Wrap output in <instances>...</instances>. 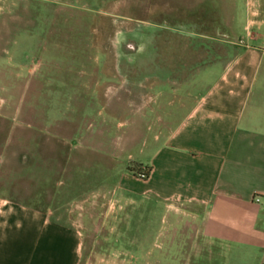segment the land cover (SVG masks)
<instances>
[{
    "label": "rangeland",
    "instance_id": "374dc122",
    "mask_svg": "<svg viewBox=\"0 0 264 264\" xmlns=\"http://www.w3.org/2000/svg\"><path fill=\"white\" fill-rule=\"evenodd\" d=\"M233 13L235 32L264 45V26L248 27L264 0H0V195L74 221L81 264L217 263L203 208L140 197L120 179L145 171L176 117L168 93L150 106L155 70L165 81L171 61L195 64L196 39L212 50L203 61L222 53ZM170 43L181 59L163 57Z\"/></svg>",
    "mask_w": 264,
    "mask_h": 264
},
{
    "label": "crops",
    "instance_id": "0c3cea01",
    "mask_svg": "<svg viewBox=\"0 0 264 264\" xmlns=\"http://www.w3.org/2000/svg\"><path fill=\"white\" fill-rule=\"evenodd\" d=\"M236 16L226 19L231 40L220 45L222 53L203 61V52L212 50L196 39L190 50L200 59L191 65L171 61L169 80H158L159 50L153 46L150 106L158 107L168 93L177 113L144 165L148 177L132 170L120 184L167 205L203 208L204 236L217 245L215 264H264V45L254 44L262 38L258 33L235 32ZM252 26L263 27L264 18L248 17ZM168 35L185 36L173 26ZM167 52L181 59L186 49L170 43L163 47L164 58ZM162 83L170 84V92L159 88ZM84 244L74 221L0 195V264H81ZM127 254L126 260H138L136 251ZM122 256L121 250L115 253V259Z\"/></svg>",
    "mask_w": 264,
    "mask_h": 264
},
{
    "label": "built area",
    "instance_id": "2783aa9c",
    "mask_svg": "<svg viewBox=\"0 0 264 264\" xmlns=\"http://www.w3.org/2000/svg\"><path fill=\"white\" fill-rule=\"evenodd\" d=\"M148 172H149V171L145 170L144 172H141V173L138 172L137 175L140 176L141 178H144V179H145V178H146V175H147ZM256 200L259 201L260 199L257 198Z\"/></svg>",
    "mask_w": 264,
    "mask_h": 264
},
{
    "label": "trees",
    "instance_id": "16d2710c",
    "mask_svg": "<svg viewBox=\"0 0 264 264\" xmlns=\"http://www.w3.org/2000/svg\"><path fill=\"white\" fill-rule=\"evenodd\" d=\"M146 170L150 172V169H149V167H146ZM149 172L147 173V175H146V178L148 177V175H149Z\"/></svg>",
    "mask_w": 264,
    "mask_h": 264
}]
</instances>
